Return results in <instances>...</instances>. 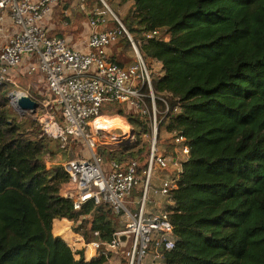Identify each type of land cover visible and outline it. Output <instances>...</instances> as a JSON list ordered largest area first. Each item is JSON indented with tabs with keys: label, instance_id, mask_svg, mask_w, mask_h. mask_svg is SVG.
Here are the masks:
<instances>
[{
	"label": "trees",
	"instance_id": "16d2710c",
	"mask_svg": "<svg viewBox=\"0 0 264 264\" xmlns=\"http://www.w3.org/2000/svg\"><path fill=\"white\" fill-rule=\"evenodd\" d=\"M123 2L131 4L121 22L141 55L161 64L154 93L179 108L161 120L157 138L164 126L189 147L166 208L174 247L163 263L264 264V0ZM93 7L102 8L100 0H84L79 12L86 17ZM114 45L131 48L125 36ZM22 85L37 104L44 99L39 74L0 83V264H109L103 256L86 260L83 249L53 233L54 221L66 219L84 243H104L124 222L107 204L88 201L74 210L63 196L62 163L80 142L48 138L36 120L12 112L7 96ZM121 107L107 104L100 116L125 118L136 144L99 153L136 160L140 171L149 154L141 141L147 122Z\"/></svg>",
	"mask_w": 264,
	"mask_h": 264
},
{
	"label": "built area",
	"instance_id": "2783aa9c",
	"mask_svg": "<svg viewBox=\"0 0 264 264\" xmlns=\"http://www.w3.org/2000/svg\"><path fill=\"white\" fill-rule=\"evenodd\" d=\"M60 1L0 0V83L18 75H41L48 98L38 104L40 111L37 107L29 114L48 138L61 143L68 138L83 142L88 152L87 157L62 164L68 176L63 196L71 200L74 210L92 201L94 205L107 204L122 216L124 227L109 242L92 241L82 248L90 249L92 257H105L109 263L118 257L121 264H164L163 252L174 247L173 226L166 209L148 214L147 206L152 203V194L170 201L181 163L189 155L187 140L179 131L168 132L175 154L168 156L157 145L161 120L169 114L176 115L179 108L171 107L167 96L154 93L152 83L157 73L104 0H100L102 8L93 7L88 13L85 50L71 47L64 38L50 36L46 22ZM80 1L82 4L84 0ZM156 34L153 31L142 35L148 39ZM124 36L134 54L133 63L126 68L113 62L107 53ZM16 94L9 96L10 103L17 99ZM110 103L125 107L147 122L149 133L144 135L150 137L149 154L140 171L136 160H105L97 152V144L108 145L107 141H98L100 137L106 140V133L97 122L102 118L100 110ZM131 132L128 129L112 137V143L121 146L131 141ZM172 165L180 169L178 173L162 178L154 187L155 172L166 171ZM136 189L140 196L131 200ZM130 203L136 207L130 209ZM120 237L125 239L120 241Z\"/></svg>",
	"mask_w": 264,
	"mask_h": 264
},
{
	"label": "crops",
	"instance_id": "0c3cea01",
	"mask_svg": "<svg viewBox=\"0 0 264 264\" xmlns=\"http://www.w3.org/2000/svg\"><path fill=\"white\" fill-rule=\"evenodd\" d=\"M69 1V0H68ZM112 5L115 9L120 8V4L123 2L117 3L115 0H111ZM67 2L61 1L59 5H57L53 11V14L51 15L50 19L46 22V26L48 27V32L50 36L56 37V38H64L67 40L69 45L73 48L80 49V50H85L86 49V41L87 37L89 34V28H88V17L89 15L86 14V19L84 20L83 18H78L82 13L79 12V9L81 7V1L78 3V6L76 9H73L74 4L72 3H64ZM124 3V2H123ZM124 4H127L128 7L130 6V2H126ZM123 4V5H124ZM78 10L79 14H76V11ZM127 11V10H126ZM79 24L75 25L74 23ZM75 25V26H74ZM120 45V44H119ZM123 52H125L124 48L121 46H111L107 49V53L109 57L113 58L117 63H120L122 67L126 68L129 67L133 61H125L122 56ZM153 63L158 67V70L161 71V64L159 62L153 61ZM170 144V143H169ZM171 145V144H170ZM165 151V149L163 150ZM174 153V148L171 145V151L168 156H171ZM174 157V155H173ZM180 169L175 166H170L166 171H156L152 180V185L154 187H158L160 185V181L162 178L167 177V176H172L175 173H178ZM180 173V172H179ZM139 189H136L134 193L132 194L133 197L131 200H137L140 196V193L138 191ZM152 198V203L148 204L147 206V212L149 213H155L160 210L166 209L167 206L171 204V202L167 201V199H162L159 196L151 195ZM133 204V203H130ZM134 205V204H133ZM64 223H71L70 229L72 227V222L66 220V219H61V220H55L53 224V233L58 236L60 235V230L63 229L65 231V228L61 229V225ZM58 230V232L56 231ZM68 232V231H67ZM73 239H67V242H70L69 246L75 247V248H84V241L78 237L77 235H73ZM70 237V235H69ZM78 242V243H77ZM77 243V244H75ZM82 248V249H83ZM84 250V256L86 260H89L92 258V251L90 249H83ZM109 264H120V259L118 257H115Z\"/></svg>",
	"mask_w": 264,
	"mask_h": 264
},
{
	"label": "rangeland",
	"instance_id": "374dc122",
	"mask_svg": "<svg viewBox=\"0 0 264 264\" xmlns=\"http://www.w3.org/2000/svg\"><path fill=\"white\" fill-rule=\"evenodd\" d=\"M63 1H65V0H63ZM67 2H64V3H72V4H74V7H73V9H76L77 8V6H78V3H80V0H66ZM117 3H119V2H121V0H115ZM108 3H109V1H108ZM110 4V3H109ZM124 4V3H123ZM120 4V8H119V10L118 9H115L114 7H113V5H109L110 6V8L112 9V11L116 14V16L119 18V20L121 21H123V15L126 13V10L128 9V5L127 4ZM76 14H79V12H78V10L76 11ZM83 18L84 20L86 19V17H85V15H80L78 18ZM80 22H78V23H74L75 25H77V24H79ZM74 25V26H75ZM124 50H125V52H123V56H122V58L125 60V61H133L134 60V54H133V51L131 50V48L130 47H126V48H124ZM145 59V58H144ZM146 60V59H145ZM146 62L148 63V65L150 66V68L155 72V73H157V75L159 74V70H158V67H156V65L153 63V61H149V60H146ZM157 75L155 76V77H157ZM25 84V83H24ZM40 88H39V91L41 92V95L44 97V99H46V98H48L47 97V93H46V90H45V88H44V86L43 85H41V86H39ZM23 88H25V85H22V88H20L19 90H15V91H12V92H10V93H25V90L23 89ZM9 93V94H10ZM9 94H8V96H7V98H8V100H9V104H8V106L10 107V110L12 111V112H14V113H16V114H18L15 110H14V107L11 105V103H10V98H9ZM39 107V111H40V109H41V105L40 106H38ZM121 108H123L126 112H128L127 111V109L125 108V107H121ZM19 115V114H18ZM20 116V115H19ZM23 116H28V117H30V118H32L33 119V117H32V115H30L29 113H27V114H24ZM99 121H102V122H104V123H117V124H120V125H122L123 126V124H124V126H128L129 127V129H130V131H132V127H131V125L125 120V118H123L122 116H118V115H113V116H110V115H102V119H100ZM112 121V122H111ZM162 132H161V136H160V138L157 140V145L159 146V148L161 149V150H164V149H166V145H169V135H168V133H166V131H165V128H164V126H162ZM122 131H121V129L119 128V127H112V128H110V129H106V134H105V138H106V140L105 139H103V138H99L98 139V141L101 143L102 141L104 142H106L107 141V143H108V145L107 144H97L96 145V147H97V152H100L101 150H105V151H110V150H114V151H116V150H118L120 147H127V148H130V147H132V146H134L135 144H136V137L134 136V138L131 140V141H128L127 143H125V144H123V145H121V146H118V145H116V144H113L112 143V139L111 138H109V136L110 135H117L118 133H121ZM148 140H150V137L149 138H146V136L145 135H143L142 137H141V141L142 142H145L146 144H147V147H148V145H149V143H148ZM116 149V150H115ZM74 152L72 153L73 154V156L70 158V160H72V159H74V158H77V157H83V156H88V152L86 151V146H85V143H83V142H80V143H78V147L76 146V150H73ZM166 151V150H165ZM70 160H68V161H70ZM64 163H66V162H64ZM64 163H62V164H64ZM131 199L132 198H135V197H133V195H131V197H130ZM128 206H129V208L130 209H134L136 206L135 205H133V204H128ZM70 226H71V223L69 224H67V223H64L63 225H61V229L62 228H65L64 230H66V231H68V234L67 235H62L61 237H62V239L64 240V241H67V238L69 237V235H70V237H69V239H73L74 238V234H73V232L71 231V229H70ZM57 232H58V230H56ZM73 237V238H72Z\"/></svg>",
	"mask_w": 264,
	"mask_h": 264
},
{
	"label": "water",
	"instance_id": "95a60500",
	"mask_svg": "<svg viewBox=\"0 0 264 264\" xmlns=\"http://www.w3.org/2000/svg\"><path fill=\"white\" fill-rule=\"evenodd\" d=\"M9 96L13 97L14 93H10ZM11 105L20 116L27 113H34L38 107V104L34 100L22 94H20L17 99L11 103ZM131 134H133V131ZM124 239L125 237H120V241H123Z\"/></svg>",
	"mask_w": 264,
	"mask_h": 264
},
{
	"label": "bare ground",
	"instance_id": "6f19581e",
	"mask_svg": "<svg viewBox=\"0 0 264 264\" xmlns=\"http://www.w3.org/2000/svg\"><path fill=\"white\" fill-rule=\"evenodd\" d=\"M21 93H17L16 94V97L17 96H19ZM100 119H102V118H100ZM100 119H98V124L99 125H101V128L106 132V129H110V128H112V127H119L120 129H121V133H118L117 135H120V134H123V133H126V131L129 129V127L128 126H124V124H123V126L122 125H120V124H117V123H104V122H102V121H99ZM112 122V121H111ZM112 137L113 138H115L116 137V135H110L109 136V138H111L112 139Z\"/></svg>",
	"mask_w": 264,
	"mask_h": 264
}]
</instances>
